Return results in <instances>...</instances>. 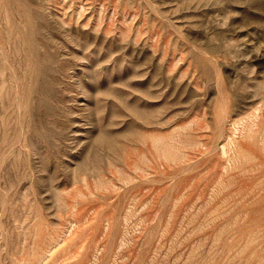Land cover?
Returning <instances> with one entry per match:
<instances>
[{
  "label": "rangeland",
  "instance_id": "1",
  "mask_svg": "<svg viewBox=\"0 0 264 264\" xmlns=\"http://www.w3.org/2000/svg\"><path fill=\"white\" fill-rule=\"evenodd\" d=\"M0 264H264V0H0Z\"/></svg>",
  "mask_w": 264,
  "mask_h": 264
},
{
  "label": "bare ground",
  "instance_id": "2",
  "mask_svg": "<svg viewBox=\"0 0 264 264\" xmlns=\"http://www.w3.org/2000/svg\"><path fill=\"white\" fill-rule=\"evenodd\" d=\"M25 52V51H24ZM48 56V55H47ZM147 112V111H146ZM149 117V116H148ZM106 137H108V136H106ZM105 139V138H104ZM105 141V140H104ZM116 146V145H115ZM112 151V150H111ZM99 152V151H98Z\"/></svg>",
  "mask_w": 264,
  "mask_h": 264
}]
</instances>
